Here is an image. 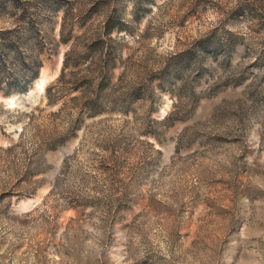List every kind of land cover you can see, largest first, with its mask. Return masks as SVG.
I'll list each match as a JSON object with an SVG mask.
<instances>
[{"label": "rangeland", "instance_id": "obj_1", "mask_svg": "<svg viewBox=\"0 0 264 264\" xmlns=\"http://www.w3.org/2000/svg\"><path fill=\"white\" fill-rule=\"evenodd\" d=\"M0 264H264V0H0Z\"/></svg>", "mask_w": 264, "mask_h": 264}, {"label": "bare ground", "instance_id": "obj_2", "mask_svg": "<svg viewBox=\"0 0 264 264\" xmlns=\"http://www.w3.org/2000/svg\"><path fill=\"white\" fill-rule=\"evenodd\" d=\"M45 83V77H41L40 80L37 82L36 89L40 92L43 90V86ZM6 103L9 105V107L13 106L14 98H8L6 100ZM34 204V201L27 199L25 201H22L20 203V209L21 210H27Z\"/></svg>", "mask_w": 264, "mask_h": 264}]
</instances>
